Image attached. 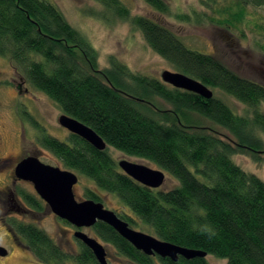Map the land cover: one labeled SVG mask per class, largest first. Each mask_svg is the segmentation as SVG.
<instances>
[{
  "label": "trees",
  "instance_id": "trees-1",
  "mask_svg": "<svg viewBox=\"0 0 264 264\" xmlns=\"http://www.w3.org/2000/svg\"><path fill=\"white\" fill-rule=\"evenodd\" d=\"M96 15L131 21L148 45L178 72L219 89L251 108L242 116L218 97L205 99L173 88L160 79L133 72L110 58L98 69V51L49 0H0V56L35 89L47 95L62 114L91 127L107 143L100 151L77 135L62 141L42 131L38 143L53 153L66 170L92 181L98 190L116 195L125 208L157 238L205 251L226 264H264V180L244 170L235 155L263 163L264 84L244 78L220 58L193 51L167 27L144 16H132L122 0H94ZM158 12H168L164 0H145ZM264 7V0H232L228 12L241 21L247 5ZM236 10V11H235ZM160 98L172 106L160 110ZM190 114L226 129L227 140L195 126ZM144 159L177 181L174 188H148L124 174L108 149ZM88 199L100 195L86 190ZM27 203L42 210L27 196ZM131 227L128 214H119ZM13 233L23 239L42 264H99L84 244L70 255L35 224L13 221ZM93 233L112 245L131 264H211L207 257L177 262L147 256L109 225L98 222Z\"/></svg>",
  "mask_w": 264,
  "mask_h": 264
},
{
  "label": "rangeland",
  "instance_id": "rangeland-1",
  "mask_svg": "<svg viewBox=\"0 0 264 264\" xmlns=\"http://www.w3.org/2000/svg\"><path fill=\"white\" fill-rule=\"evenodd\" d=\"M49 1L60 8L68 22L84 34L98 51L97 73L109 67L112 57L125 63L135 73L161 81L165 70L176 71L148 45L142 32L131 21H108L96 15L102 8L94 0ZM122 1L130 9L132 16H144L162 24L178 35L189 49L217 56L242 77L264 84V7L249 4L242 20L234 21L228 12L232 0H164L169 9L164 14L145 0ZM18 84L24 86L22 93L17 91ZM25 89L29 92L26 93ZM210 89L215 97L227 103L237 114L244 116L251 112V108L234 97L219 89ZM154 104L160 110L172 109L170 104L160 98H154ZM260 109L264 111V103ZM61 115L60 109L47 95L35 90L8 59L0 56V160L35 156L44 164L65 169L53 153L38 143V136L42 131L62 141L69 139L71 133L59 124ZM189 117L195 126L205 127L224 139L233 140L226 129L208 119L196 114H190ZM108 151L117 162L126 159L158 169L144 159L127 156L112 147ZM233 158L244 170L264 180V162L257 163L244 155H235ZM5 164L0 172V246L7 250V255H0V264H42L23 239H13L10 232L13 233L11 223L15 220L39 226L70 255L79 254L82 245L74 236L77 229L51 211L36 193L32 183L15 180L16 177L11 173L12 165ZM76 174L79 176V183L75 186L74 193L78 201L88 200L87 189L96 191L106 208L119 214H128L136 223L132 228L149 233L142 229V222L125 208L116 195L98 190L92 181ZM176 185L177 181L166 174L161 189L168 190ZM12 195L19 202L20 209L17 213L11 209ZM27 196L41 203L42 210L38 211L30 206L25 199ZM82 231L105 246L109 264H131L112 245L96 237L92 229ZM207 259L211 264H226L225 260L213 256H208ZM66 264L76 263L71 260ZM153 264L161 263L155 260Z\"/></svg>",
  "mask_w": 264,
  "mask_h": 264
},
{
  "label": "water",
  "instance_id": "water-1",
  "mask_svg": "<svg viewBox=\"0 0 264 264\" xmlns=\"http://www.w3.org/2000/svg\"><path fill=\"white\" fill-rule=\"evenodd\" d=\"M161 79L163 83L173 88L197 94L205 99L214 97L209 87L184 73L165 70ZM58 121L71 134L79 136L96 149L100 151L107 149L108 145L103 138L78 119L62 114ZM118 166L124 174L151 189L161 188L166 180V174L161 169L126 159L119 161ZM15 174L18 180L32 183L36 193L51 211L77 229L74 233L75 238L92 251L99 264H109L105 246L95 237L82 231L86 228L92 229L98 222L112 227L122 238L147 256L169 258L174 262L180 257L191 260L208 256L205 251L185 248L132 228L119 213L106 208L102 202L91 199L78 201L74 188L79 183V176L75 172L44 164L37 157L28 156L17 165ZM0 255H7V250L0 247Z\"/></svg>",
  "mask_w": 264,
  "mask_h": 264
},
{
  "label": "flooded vegetation",
  "instance_id": "flooded-vegetation-1",
  "mask_svg": "<svg viewBox=\"0 0 264 264\" xmlns=\"http://www.w3.org/2000/svg\"><path fill=\"white\" fill-rule=\"evenodd\" d=\"M23 85L22 84H18L17 85V91H18V93H22V91H23ZM24 91H26V93H28L29 91L27 90V89H25ZM26 157H28V156H25V157H21V156H19L17 159L16 158H13V157H11V158H9V159H5V160H0V172H1V170H2V167H3V165H4V163H6V164H8V165H12V169H11V173H12V175H13V177H16V174H15V170H16V166L23 160V159H25ZM5 164V165H6ZM17 178H15V180H16ZM33 185V184H32ZM34 187V186H33ZM11 203H12V210H13V212H15L16 211V213L17 212H19V209H20V206H19V202H18V200L15 198V195L13 196L12 195V198H11ZM10 234L13 236V239L14 240H17L18 238H17V236L14 234V233H11L10 232ZM1 247V246H0Z\"/></svg>",
  "mask_w": 264,
  "mask_h": 264
}]
</instances>
